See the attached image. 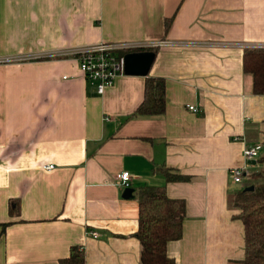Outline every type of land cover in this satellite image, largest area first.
<instances>
[{
  "label": "crops",
  "instance_id": "1",
  "mask_svg": "<svg viewBox=\"0 0 264 264\" xmlns=\"http://www.w3.org/2000/svg\"><path fill=\"white\" fill-rule=\"evenodd\" d=\"M100 42L153 47L147 75L123 73L98 94L63 54ZM255 46L264 0H0V59L12 58L0 62V264H59L74 245L86 264H140L145 185L185 201L182 237L166 247L175 264H238L230 169L264 156V95L243 69ZM148 77L163 78L165 110L136 115Z\"/></svg>",
  "mask_w": 264,
  "mask_h": 264
},
{
  "label": "trees",
  "instance_id": "2",
  "mask_svg": "<svg viewBox=\"0 0 264 264\" xmlns=\"http://www.w3.org/2000/svg\"><path fill=\"white\" fill-rule=\"evenodd\" d=\"M149 49L154 50L153 47ZM243 69L252 75L253 92L264 95V48H246ZM164 94L163 78H146L144 99L134 114H162L165 110ZM257 162L264 164V156ZM251 175L253 182L248 186H252V190H245L246 186L228 195V206L236 211L232 217L240 220L244 228V256L238 264H264V173L254 171ZM166 178L168 181L187 179L170 170H166ZM136 195L139 212L134 236L140 242V264H175L167 255L166 247L170 241L182 237L185 201L171 198L164 188L153 185L142 186ZM17 208L18 201L10 199V213ZM59 264H86L83 248L71 246L69 255L62 258Z\"/></svg>",
  "mask_w": 264,
  "mask_h": 264
},
{
  "label": "built area",
  "instance_id": "3",
  "mask_svg": "<svg viewBox=\"0 0 264 264\" xmlns=\"http://www.w3.org/2000/svg\"><path fill=\"white\" fill-rule=\"evenodd\" d=\"M147 47L143 43L137 42H100L83 47L74 48L63 55L71 56L78 62V66L85 79L93 83L98 94H103L107 87L113 85L115 79L124 73V55L128 52L141 51ZM264 48V46H255ZM22 59V58H21ZM12 58L0 59V62L11 61ZM188 109L196 112L198 109L194 105H188ZM259 145L246 147L243 156L247 162L257 159L259 156ZM49 164L47 168H52ZM230 175L234 182H240L249 175V164L242 167L230 169ZM118 184L122 187H129L130 174L128 171L119 172L116 175ZM93 237H97V232H90Z\"/></svg>",
  "mask_w": 264,
  "mask_h": 264
},
{
  "label": "water",
  "instance_id": "4",
  "mask_svg": "<svg viewBox=\"0 0 264 264\" xmlns=\"http://www.w3.org/2000/svg\"><path fill=\"white\" fill-rule=\"evenodd\" d=\"M155 53L152 50L128 52L124 55V73L127 75H147L149 68L154 59ZM256 161L252 160L251 164ZM252 186H248L245 190H252ZM132 188L125 187L123 190L124 198L132 197Z\"/></svg>",
  "mask_w": 264,
  "mask_h": 264
},
{
  "label": "rangeland",
  "instance_id": "5",
  "mask_svg": "<svg viewBox=\"0 0 264 264\" xmlns=\"http://www.w3.org/2000/svg\"><path fill=\"white\" fill-rule=\"evenodd\" d=\"M250 48H256V47H250ZM261 148V145H259ZM254 171H257L259 173H264V164L260 163V166H257L254 170L253 169H249V175L244 177V179L240 182H234L231 180V190L232 192H235L239 189H243L244 187L250 185L253 182V177H252V173Z\"/></svg>",
  "mask_w": 264,
  "mask_h": 264
}]
</instances>
